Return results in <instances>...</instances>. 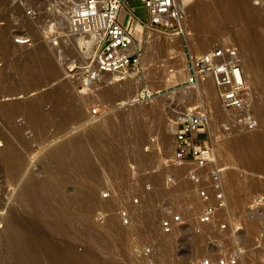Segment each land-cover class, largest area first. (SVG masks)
I'll use <instances>...</instances> for the list:
<instances>
[{
  "label": "rangeland",
  "instance_id": "374dc122",
  "mask_svg": "<svg viewBox=\"0 0 264 264\" xmlns=\"http://www.w3.org/2000/svg\"><path fill=\"white\" fill-rule=\"evenodd\" d=\"M243 1L264 9V0ZM59 3V0H0V129L5 130L0 132V142L6 143L5 139H8L14 151L26 154L17 183L10 184L3 175L0 176V264L7 261L9 253L8 234L3 230L6 222L20 231L28 227L43 239L55 240L62 251L71 254L72 264H189L204 258L214 264L217 258L233 254L237 247L243 248L239 264H264V143L254 147L252 141L245 140L247 144L241 139L247 133L264 130V118L252 107L258 124L254 129L232 124L234 114L226 113L220 107L215 88L212 92V82L208 78L195 87L185 86L188 72L181 59L183 55L187 63L189 51L185 39L180 38V46L176 37L143 30L141 24L136 30L137 36L143 37V58L138 76L126 80L127 83L124 80L123 87L109 85V90L116 95L124 88L122 96L112 99L101 96L113 76L106 74L92 83L83 82L84 72L80 68L85 66L87 58L84 59L79 46L67 36L65 21L68 14L62 11ZM27 6L36 10L35 18L25 17ZM128 8L138 19L149 20L147 9L140 0H128ZM248 23L242 20L238 24L225 22L223 26H217L208 13L202 29L189 33L195 42L198 37L211 36L203 50L225 43L241 49L238 37L249 31L252 25ZM20 36L31 37L32 43L16 45L14 39ZM150 38L155 40L154 44ZM41 47L45 51L42 56L49 58L55 74L41 69L35 62L33 55ZM193 48V55L205 52L202 47L195 45ZM23 56L26 60L21 58ZM254 66L263 89L258 92L253 89V83H248L253 94L251 99L264 103V61L255 59ZM27 69L30 77L25 79ZM45 92H56L61 105L50 116L53 98L48 102L52 104L46 102L43 105L45 117L36 125L25 113L33 100ZM81 104L86 105H83L86 115L80 121L69 123L67 111L76 110ZM188 110L207 113L215 138L212 149L216 162L201 172L191 162L173 158V122ZM108 117H114V120L122 117L120 122L115 120L118 126L122 124L120 135L105 132L95 140L89 139L87 130ZM126 117L131 120H125L134 123L128 124L123 120ZM133 125H136L135 129L131 127ZM77 134H83L82 144L74 143L59 158L49 154L52 147ZM98 141L104 143L103 152L94 149ZM221 141L231 149L229 161L219 154L217 143ZM230 143L240 144L233 149ZM249 145L254 151L249 150ZM74 151L81 154L87 165L85 170L70 163ZM246 161L250 162L249 166ZM217 164L224 168L225 174L228 173L227 177L238 173L235 175H240L238 179L235 177L238 184L234 187L226 184L223 173L228 206L219 211L210 224L200 226L197 216L202 205L197 191L208 186V174ZM196 173L203 177L199 181L191 180L190 175ZM27 175H33L39 183L49 178L56 185L52 192L49 189L51 182H46L49 196L42 201L46 214L40 217L34 215L35 210L27 206L20 193V184ZM134 198L138 199L137 204L133 203ZM121 210L129 213L126 226L120 221ZM171 213L181 215L184 225L163 235L158 227L159 220ZM145 214L151 216L150 223L143 217ZM53 222L58 223L57 230L52 229ZM221 223L226 224L225 230L219 229ZM145 248L152 251L148 257L144 255Z\"/></svg>",
  "mask_w": 264,
  "mask_h": 264
},
{
  "label": "built area",
  "instance_id": "2783aa9c",
  "mask_svg": "<svg viewBox=\"0 0 264 264\" xmlns=\"http://www.w3.org/2000/svg\"><path fill=\"white\" fill-rule=\"evenodd\" d=\"M59 1L63 11L69 16V34L93 38V52L85 66L80 68L84 72L83 82L92 83L106 74L124 77L131 72H138L143 55V37L137 36V22L142 24L143 30L149 29L184 40L186 9L193 0H140L147 9L148 21H142L135 16L134 11L128 8V0ZM121 10H125L122 19ZM24 15L33 19L37 13L32 6H27L24 8ZM14 42L19 46L29 45L32 38L20 36L15 38ZM53 44L57 45L55 42ZM187 72L184 84L188 88L197 86L207 78L211 80L220 107L223 111L234 114L232 124L248 129L256 127L257 121L249 108L251 97L241 55L235 44H221L200 55L189 52ZM174 127V159L191 162L200 172L215 164L213 150L209 144L210 120L206 112L188 110L174 122ZM224 171L222 166L215 165L208 174V186L197 191L202 205L197 216L200 226L210 224L214 216L228 206ZM202 177L201 173L190 175L194 181H199ZM133 203L137 204L138 199L134 198ZM119 217L124 226L129 224V213L126 210H121ZM182 225L184 222L181 215L171 213L159 220L158 227L163 235H169ZM226 228L225 223L219 224V229ZM143 252L148 257L152 251L145 248ZM242 256L243 248L237 247L233 254L217 258L214 264H239ZM189 264L212 262L204 258Z\"/></svg>",
  "mask_w": 264,
  "mask_h": 264
},
{
  "label": "bare ground",
  "instance_id": "6f19581e",
  "mask_svg": "<svg viewBox=\"0 0 264 264\" xmlns=\"http://www.w3.org/2000/svg\"><path fill=\"white\" fill-rule=\"evenodd\" d=\"M217 10H218V12H216ZM188 12H190L189 13L190 14L189 17L187 16V13ZM208 13L211 14V18H212V20L214 21V23L217 26H223L225 24V22L234 23V24L237 23L238 24L242 20H246V21L249 22L248 24L252 25L249 28V31L248 32H245L246 33L245 36H244V34H242L244 37L243 36L242 37L241 36L238 37V41H239L240 46H241V49L240 48H238V49H239L240 55H241V53H243V55H241V59H242V66H243V70H244V74H245V77H246L247 84L250 83V82L253 83L254 84V86H253L254 88L253 89H255L256 91L260 90V88L263 89V84H259L258 83V75H257V73L255 71L254 60L255 59H261L262 61H264V9L255 8V7H252L250 5H247L243 0H193V1H191L188 4V6H187V9H186V19H185V22H184V32H185L184 39H185L186 47L188 48V51L190 53L194 49L193 47H195V45L196 46H199L200 48L202 47V51H204L205 49L203 50V48L209 43V41L211 39L210 38L211 36H208L207 37L205 35L206 37L205 36H203L201 38L198 37L199 39L197 38V40L195 42V38H193L190 35V33H189L191 31H193L194 29H196L198 31H200L202 29L201 25L205 23L206 15ZM63 14H65V13H62L61 15H63ZM124 14H125V10H122L121 16H120L121 19L123 18ZM65 16H66V14H65ZM67 16H66L67 19L65 18L66 19L65 22H66V25L68 26V24H69V16L68 17ZM140 24H141L140 22H137L136 23L135 30H137V27H139ZM67 26L64 25V27H66V28H67ZM31 28H33V27H31ZM66 32H68L67 33V36L70 37L71 40H73L74 44H76V45L79 46V48L81 49L80 51L83 53L82 55H84V59L87 58L86 60L88 61V58L90 57V55H91V53L93 52V49H94L93 48V38L88 37V36H73V35L69 34V31L68 30ZM176 38H177V41L179 42V44L181 46L180 37H176ZM150 39H149V41H150ZM151 41H152V39H151ZM151 41L149 42V46L151 44ZM153 41H155V40H153ZM153 41H152V43H153ZM170 41L173 42V40H171V39H170ZM175 41H176V39H175ZM151 47H152V45H151ZM200 48H199V51L201 50ZM206 51H208V50H205V52ZM44 53H45L44 48L41 47L33 55L34 57L33 56L32 57L35 59V62L38 63L37 64V65H39L38 67L41 66V69L43 68L44 70H47V71L50 70L51 73H54L53 70L51 69V62H50V60H48L49 58L47 59V58H45V57L42 56ZM181 53L182 52H180V55H181ZM176 56H178V55H176ZM17 57H19V56H17ZM21 58H23L24 60H26V58L24 56L21 57ZM37 58H38V60H37ZM142 58H143V56H142ZM179 58H180V56H179ZM181 59H182V63L184 64L183 65L184 68L187 69V65H186L187 63L184 60V56L183 55L181 56ZM24 68H26V67H24ZM21 73H19V74H21ZM110 76H113L112 77V81L107 84L108 87L106 86L104 88V90L101 93V96H104V97H107L109 99H112L115 96L118 97L117 95L122 96V94H124V91L125 90H124V88H121L118 91V94L116 95V93L114 94L113 92H111V90H109V85L112 86V87H118L120 85L122 86L125 83L126 80H129L130 81L131 78L137 77L138 76V72H131V73H129L128 75H126L124 77H120L118 74H110ZM29 77H30V70L27 69V72L25 73V79H28ZM127 82L128 81H126V83ZM210 86H211V89H212V92H213V90H214L213 89L214 88L213 87V84L210 85ZM250 86H251V84H250ZM250 86H248V88ZM49 92L48 93L45 92L46 94H41L39 98L33 100L32 106L29 108L28 112L25 113L26 116H27L26 118L29 119V121L35 123L36 125H39L40 121L42 119H44V117H45L44 111H43V109H44L45 106H43V105L46 102L48 103L50 101V99L53 98L54 103L53 102H50V104L53 103V105H51L52 107H50L51 110H49V112H50L49 115L50 116L53 115L52 114L53 112L59 110V106L61 105V102L58 100L57 93L56 92L49 93ZM249 92H250V88H249ZM262 93L263 92H260L259 94H262ZM6 94H7V92H6ZM251 95H253V94H251V92H250V97H251ZM216 99L218 101L217 96H216ZM262 100L264 101V99H262ZM254 101H253V98L250 99V106H249V108L252 110V107H254V109L257 110V112L264 118V103H259L260 101L256 103V101L255 102ZM83 105H85V104H83ZM83 105L81 104L82 107L80 106L76 110H69V111H67V113H66V120L68 122L69 121H76L77 122V121L82 120L83 119V116L86 115L83 112L85 110L84 107H83ZM0 110H1V108H0ZM179 115H181V114H179ZM120 116H122V115H120ZM125 116H127V115H125ZM125 116H123V117H125ZM24 117H25V115H24ZM121 118H119V119H121ZM119 119H116L115 118L116 121L117 120L119 121ZM125 119H127V117L126 118H123V120H125ZM132 119H133V117H132ZM115 120H114V117H108V118H105L102 121V123L98 124V126L97 125L94 126V127L92 126V128H90V129L87 130V136H88V138L95 140V137L96 136H98V135H100L102 133H105V132H107L110 135H113V136L116 135L117 136V134L119 133V126L122 125V124H120L118 126L119 123L117 122L118 124L117 123L115 124ZM123 120H122V122H123ZM127 120L130 121L131 119L128 117ZM127 120H125V121H127ZM25 121H26V119H25ZM135 121L137 122V120H135ZM129 123L130 122H128V124ZM131 123L133 124L134 122L131 121ZM2 126H4V125H2ZM26 126L27 125H25V127ZM135 126L136 125H133L131 127H133V129H135L134 128ZM19 127H22V126H19ZM39 129H41V127ZM0 130H1L0 132L3 131L2 129H0ZM212 130L213 129L211 128V125H210V128H209V131H210V142H209V144H210V146L212 148H214V145H215L214 144V142H215L214 139L215 138L213 136L214 134H213V131ZM121 131L122 130H120V132ZM262 131L264 132V130L258 129L257 131H255L252 134H248L247 133L245 135H242L241 136V139H242V141L243 140L244 141L245 140L252 141L253 143L251 142L252 143L251 145L254 144L253 145L254 147L259 146L258 144H260V143L263 146V143H264V134H263ZM118 135H120V133ZM5 138H7V137H4V139ZM82 138H83V134L82 135H80V134L78 135L77 134L76 136L68 139L67 141H64V143H62L60 145L58 144L57 146L52 147L49 150V154L52 155V156H55V157L59 158L74 143L82 144L83 143ZM4 139L2 138L1 140L4 141ZM6 140H7L6 143L3 142V144H2L0 142V145L2 147L0 149V176L3 175V178L5 177L10 184L11 183H17L18 180L21 177V174H22V168H23V165H24V162H25V155L26 154H25V152H22V151H14L13 150V147H10V145H12L11 141H9L8 139H5V141ZM238 141H240V140H238ZM102 143L103 142L98 141L95 144V148L94 149L96 150V152H103L104 151L103 148H105V146H104V143L103 144ZM246 143L248 144V142H246ZM217 144H218V148L217 149L219 151V154L221 156H223L224 159H226L229 156L231 149L228 147L227 144H225L224 141H221V143H217ZM239 144H237V145H239ZM231 145H232L233 149L237 146L236 144H231ZM249 147H250V149H249L250 151H254L253 150L254 148H252L250 145H249ZM238 148L240 149V146ZM241 148H243V147H241ZM212 150H213V154H214V149H212ZM260 151H261V149H260ZM263 151H264V149H263ZM233 153H234V151H233ZM248 153H250V152L248 151ZM251 154L253 156V153H251ZM232 155L234 156V154H232ZM252 156H250V157H252ZM71 157H72V159H71L70 163L72 164V166L78 168L81 171L85 170V168L87 167V165L85 164V161L83 160V158H82L81 154L79 153V151L72 152L71 153ZM228 158L226 160H228ZM262 159H264V158H262ZM214 160L216 162V158L215 157H214ZM257 161H259V160L256 159V162ZM249 163L247 162V165ZM252 163H254V161ZM256 164H258V163H256ZM252 167H254V166H252ZM263 167H264V164H263ZM255 169H258L257 166H256ZM262 169L264 170V168H262ZM234 171H231V172L233 173ZM226 174H228V173H226ZM226 174L224 172V178H225L226 184L228 183L229 186H232V187L236 186L238 184L237 179H238V177L240 175L237 177L235 175L236 174L238 175V173H235V174L233 173L234 176L229 174L230 176L227 177ZM235 177H237V179ZM161 178H162V176H161ZM161 178H157V179L159 180ZM253 178H254V176H253ZM256 178H258V177H256ZM49 181L51 182V180L48 178L45 181L39 183V182H37L35 180V178H33V175L32 176L31 175H27L25 177L24 181L20 184V187H19L20 188V193L23 195L25 203L27 204L28 207H30V208H32V209L35 210L34 215L37 216V217H40V216L46 214V207L44 206V204L42 203V201H45V198H47L49 196L48 195V190L49 189H51V191L53 192L55 190V188H56L55 187L56 186L55 183L54 182H51V188L46 189V182H48V184H49ZM225 181H224V183H225ZM239 182H240V179H239ZM260 183H262V182L259 181V184ZM4 187H1V188L3 189ZM263 187H264V185H263ZM225 193H226V198H227V188H226V185H225ZM52 196H53V194H52ZM54 200H56V197H54ZM227 201H228V198H227ZM144 216L146 218V221L148 223H150V217L151 216H149L148 214L143 215V217ZM57 226H59V225H58V223L56 225V222H53L51 224V227L54 230H57L56 229ZM3 230L8 234V239H6V244H7L8 248H9V253L7 255V261L4 264H72V262H73L72 259H71V257H72L71 254H69V253H67L65 251H62L58 247V245L55 242V240L48 239V238L43 239V237L40 236L39 233L36 232L35 230L28 229V227H27L23 231H20L18 227H15V226L11 225L8 222H6L3 225ZM45 240H48V242H46Z\"/></svg>",
  "mask_w": 264,
  "mask_h": 264
}]
</instances>
